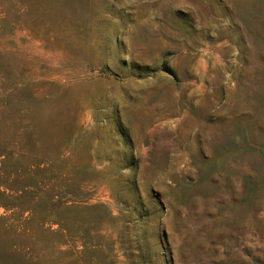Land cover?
I'll return each mask as SVG.
<instances>
[{
    "label": "rangeland",
    "instance_id": "obj_1",
    "mask_svg": "<svg viewBox=\"0 0 264 264\" xmlns=\"http://www.w3.org/2000/svg\"><path fill=\"white\" fill-rule=\"evenodd\" d=\"M0 264H264V0H0Z\"/></svg>",
    "mask_w": 264,
    "mask_h": 264
}]
</instances>
